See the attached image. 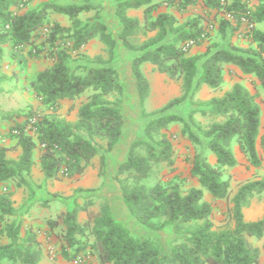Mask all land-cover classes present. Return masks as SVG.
<instances>
[{
    "label": "trees",
    "instance_id": "1",
    "mask_svg": "<svg viewBox=\"0 0 264 264\" xmlns=\"http://www.w3.org/2000/svg\"><path fill=\"white\" fill-rule=\"evenodd\" d=\"M32 1L0 0V58L5 45L15 50L29 46L31 56L51 61L31 82L47 111L31 109L24 122L10 126L7 137L16 144H0V183L14 182L33 197L28 177L38 150L46 183L82 175L95 158L99 175L105 176L108 154L115 150L126 124V87L113 63L121 46L132 56L130 75L143 114L160 115L147 120L145 137L131 144L113 179L127 213L136 222L152 231L171 229L175 234L169 248L160 238L137 235L118 221L111 201L105 199L98 211L92 210L90 202V207L75 205L47 220L50 227L64 231L62 256L75 260L95 254L101 264H260L256 242L264 236V217L246 220L244 209L264 196V177L240 183L232 194L230 172L240 163L234 144L251 166L262 165L260 94L241 81L222 95L202 99L199 93L204 85L221 90L232 66L240 69L241 78L253 76L264 89V0H114L117 34L104 21L102 6L43 0L30 7ZM199 5L205 13H188L190 7ZM92 10L96 17L85 21L82 14ZM50 11L66 15L70 26L51 20ZM132 11L141 14L132 15ZM212 13L215 18L222 15L217 30L230 40L226 46L210 43L205 51L191 53L193 47L209 40ZM46 25L49 31L40 40V30ZM233 36L243 38L245 45L232 42ZM96 39L103 44V52L93 57L83 53V47ZM73 53L95 66L72 68ZM145 62L180 81V95L151 112L146 110L151 87L142 70ZM87 91L75 121L60 114L63 100L72 101ZM186 103L196 108L186 115L170 111ZM197 113L205 122L196 118ZM173 123L182 125L181 136L194 148L189 175L176 166V148L169 135ZM18 147L21 154L9 157L8 152ZM192 179L199 186H191ZM205 191L212 201L205 198ZM12 197L13 191L0 192V263L39 264L38 233L26 227L20 216L16 218ZM220 199L228 201V209L216 222L215 202ZM81 210L87 212L83 221L79 220Z\"/></svg>",
    "mask_w": 264,
    "mask_h": 264
},
{
    "label": "rangeland",
    "instance_id": "2",
    "mask_svg": "<svg viewBox=\"0 0 264 264\" xmlns=\"http://www.w3.org/2000/svg\"><path fill=\"white\" fill-rule=\"evenodd\" d=\"M55 3H90L94 6H102L101 15L104 21L107 23L109 29L115 34L118 32V22L115 17V6L116 2L114 0H50ZM43 0H33L30 7H35L40 5ZM190 15H195L198 13H205V10L199 5L195 7H190ZM54 12L50 11L49 17L51 20H57L53 16ZM132 15H139L141 11H132ZM180 16L179 14H177ZM214 13L210 16L211 22L214 26L210 31V38L203 45L193 48V51L201 53L206 50V47L210 43H217L221 46H226L230 40V36L225 39L222 38L217 30V24L221 14L216 18L213 17ZM96 17V11L92 10L87 13L82 14V18L85 21H93ZM181 22L184 21L183 17H180ZM64 26H70L71 22L69 19H63L60 21ZM206 24L207 21L204 20ZM48 25L44 26L40 30V35L42 39L48 33ZM71 43V41H70ZM9 52H7V58L4 59L6 55L4 53L3 58H0V139L8 138L9 128L15 123L24 122L27 113L32 109L38 112H46L47 108L40 105L38 98L35 96L32 88L31 82L35 79L37 73L44 69L51 61L45 56H31L28 52L30 47L24 46L18 50L12 49L9 45H5ZM10 47V48H9ZM103 44L98 40H93L85 47H83L82 52L93 57L97 54L102 53ZM192 51V50H191ZM131 54L125 48L119 46L115 52V57L113 60L114 65L117 67L126 87L125 100L123 105V113L125 116L126 124L124 133L121 136L115 150L108 154L107 158V169L105 176L99 177V159L95 158L94 161L86 169L85 173L81 176H76L66 183H61L56 189L57 191L52 193L48 191L45 193V188L43 184H35L38 189L34 191L33 197L37 195L40 197L38 202L33 203L30 207L33 209V216L35 219H41L42 223L47 221L49 218H53L57 215L56 210H63L62 213L68 211V209H73L75 205L89 206L92 202V210L98 211L102 206L105 199L111 201L112 210L118 221H121L128 225L134 233L141 236H154L163 240L166 248H169L172 240L175 238L174 232L171 230L168 232H158L147 229L146 227L140 225L136 222L126 211L124 203L119 193L117 184L114 182L113 176L120 163L124 158L131 144L136 140H141L145 137L144 127L148 119L156 118L158 115H153L152 117L145 116L142 112L136 86L130 75V61ZM79 64H85L86 66H95L94 62L82 60L73 53L72 59L70 61V66L75 68ZM144 67V66H143ZM232 76L226 82L230 83L233 79L238 77V73L235 69H231ZM145 74L150 82L151 93L146 103L147 112L158 110L164 104H166L170 99L178 96L180 94V81L172 79L166 74L158 72L153 65H146ZM246 83L254 92H259L260 98L259 102L262 106V134H264V89L257 85V81L253 76L242 77ZM224 88V87H223ZM89 92H85L76 99L63 100L60 105L59 112L62 116L70 121H75L77 119L78 109L81 103L86 99ZM212 91H201L199 97L202 99H208L211 97ZM195 105L192 103H186L184 105H176L170 111L179 115H186L189 111L193 110ZM198 120L204 121L205 118L200 114L195 115ZM182 125L179 123H173L169 129V135L176 148V163L177 167L185 174L189 175L190 172V161L189 158L194 153V148L192 143L188 142L185 138L181 136ZM31 134V132L28 131ZM14 141V140H13ZM233 149L237 150V146L234 144ZM262 155V165L259 168L251 166L246 157L244 161L237 166L238 170L230 171L235 178V183L232 182V194L238 189L240 183L253 179L256 177H264V151L260 149ZM18 154V149L10 150L9 156L11 158H16ZM37 168L31 171L28 180L33 181V177L36 176ZM230 174L229 172L226 175ZM107 178V183L102 182V179ZM35 182V181H33ZM4 191H13L15 198V205L17 208L16 216L10 219L18 218L20 216V211L23 209L24 204L27 201L25 194L29 193L28 189L23 187H16L14 182L3 183ZM32 197V198H33ZM44 198V199H43ZM259 210L264 213V196H259L255 199ZM51 203V204H50ZM51 206V207H50ZM50 207V208H48ZM90 207V206H89ZM88 207V208H89ZM47 208V209H46ZM228 209V201L224 200L222 206H217L215 208L214 219L219 222L221 218H224ZM67 210V211H65ZM19 213V214H18ZM54 214V215H53ZM50 216V217H49ZM87 218V212L81 210L79 212V220L83 221ZM26 224V219L22 218ZM43 226V225H42ZM30 227L32 230L33 227ZM264 241V238H263ZM263 242H259V245ZM93 254H91V257ZM0 264H13L11 260H3ZM16 264H24L18 262ZM47 264H67L59 258L48 262Z\"/></svg>",
    "mask_w": 264,
    "mask_h": 264
},
{
    "label": "crops",
    "instance_id": "3",
    "mask_svg": "<svg viewBox=\"0 0 264 264\" xmlns=\"http://www.w3.org/2000/svg\"><path fill=\"white\" fill-rule=\"evenodd\" d=\"M253 1L255 2V0H253ZM52 12H54L53 16L56 17V19H57L56 21H58V22L62 21L63 19H68V17L66 15L59 14V13H57L55 11H52ZM258 27L263 28V24H259ZM232 42H234V43H236V44H238L240 46H244L245 45V40L243 38L237 37V36H233L232 37ZM195 47H197V46H195ZM195 47H193V48H195ZM193 48H192L191 53H197V52H195V50L193 51ZM9 51H10V49L8 50L6 47H4V53L6 54L4 56V59L7 58V54H8L7 52H9ZM149 64H151V63L145 62L142 65V70H143L144 73H145L144 69H145L146 65H149ZM232 67L238 73V77H236L235 79H233L232 82L230 83V85H228L229 83L226 82V81L228 79H230L232 76L230 75L229 72H227L226 73V76H225V83L223 85L224 88H222L219 91H213L211 88H209L208 85H204L201 91H203V90L204 91L205 90L206 91H212V93H211V97H212L214 95H222L236 81H241V82L244 83L245 81L242 80V78L240 77V74H241L240 69L238 67H236V66H232ZM244 84L246 86H248L246 83H244ZM150 93H151V91H150ZM180 93H181V91H180ZM147 101H148V99H147ZM147 101H146V103H147ZM0 144H4V145H7V146H12V145H15L16 144V140L13 141L12 139H9V138L3 139V140L0 139ZM17 149H18V154H17L16 158L21 154V147H18ZM9 152H8V155H9ZM235 154H236V157L238 158V160L240 161V163L238 164V166H239L241 164V162L244 161V157L245 156H244V154H242L240 152V150L238 149V147H237V150H235ZM35 162L36 163L32 167V171L37 168L36 176H34L32 178L33 181H35V182L29 180L34 191H36L38 189L37 185H35L37 183V184H43L44 185V188H45V191H46L45 193H47L48 191H51L52 193H54V192L57 191L56 189H58V187H59V185L61 183H66V182L70 181V179H63V180L48 181L46 183L45 182L44 173L40 169V152H39V150L36 151V154H35ZM176 166H177V163H176ZM236 170H238L237 167L234 168V171H236ZM78 176H81V175H78ZM99 177L102 178L100 175H99ZM236 177L237 176H233V181H232L233 183L236 182L235 181V178ZM107 178L108 177L104 178V180L102 179V182L107 183V181H108ZM191 186H199V184H198V182L196 180H193L192 179L191 180ZM4 187L5 186L3 185V183H0V192H2V191L5 190ZM25 195L27 197V201L24 204L23 209H21L20 214L19 213L18 214L20 215L21 218L26 219V224L24 222L25 226H31V227H33L34 231H36L38 233V236L37 237H38V240L41 242V246H42V255H41L39 264H47L48 262L55 260V258H59L60 260H62L63 262H66L67 264H78L75 260H66L62 256L61 246H62V244L64 242V231H63V229L61 227H54V228H52V227H50L47 224V221H45L44 223H42V221H41L42 218L41 219H35L34 218L35 216H33V214H31V212H33V209H31L32 207H30V206L33 203L38 202L39 199H40V197H38V195H37V192H36V195L33 198L30 197L29 193H27ZM205 198L208 201H212V196H211V194L208 191H205ZM12 199L15 201L14 195H13ZM223 203H224V200L223 199L222 200L221 199L220 200H217L215 202V204L217 206H222ZM14 207L16 208L15 202H14ZM50 207H48V208H50ZM70 210L71 209H68V211H70ZM63 211H64V209L63 210H61V209L56 210V214L55 215L61 214ZM65 211H67V210H65ZM16 213H17V208H16ZM244 215H245V219L246 220H257V219H260V218L264 217V213L263 214L261 213V209L259 210V207H258L257 202L255 200L253 201L252 205L249 208L244 209ZM170 230L171 229H167L165 232H167V231L169 232ZM148 236H150V235H148ZM263 238H264V236H263ZM263 238L256 242V246L261 251V261H260V264H263V262H264V252H263L264 241H263ZM259 242H263V244L259 245ZM87 256L90 257L89 260H90V262L92 264H101L99 262V260L97 259V256L95 254H93L92 257H91V254H89Z\"/></svg>",
    "mask_w": 264,
    "mask_h": 264
},
{
    "label": "built area",
    "instance_id": "4",
    "mask_svg": "<svg viewBox=\"0 0 264 264\" xmlns=\"http://www.w3.org/2000/svg\"><path fill=\"white\" fill-rule=\"evenodd\" d=\"M224 1V0H223ZM263 252H264V248H263ZM90 257L89 256H82V255H79L77 256V258L75 259V261L78 263V264H92L90 262ZM264 264V262H263Z\"/></svg>",
    "mask_w": 264,
    "mask_h": 264
}]
</instances>
